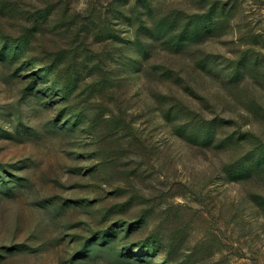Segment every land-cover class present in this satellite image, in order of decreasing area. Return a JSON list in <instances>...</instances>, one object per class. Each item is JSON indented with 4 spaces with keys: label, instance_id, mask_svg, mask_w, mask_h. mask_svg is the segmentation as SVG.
<instances>
[{
    "label": "rangeland",
    "instance_id": "obj_1",
    "mask_svg": "<svg viewBox=\"0 0 264 264\" xmlns=\"http://www.w3.org/2000/svg\"><path fill=\"white\" fill-rule=\"evenodd\" d=\"M0 264H264V0H0Z\"/></svg>",
    "mask_w": 264,
    "mask_h": 264
}]
</instances>
